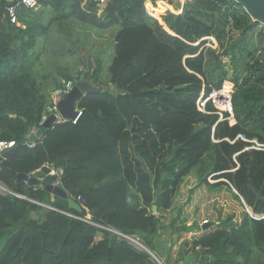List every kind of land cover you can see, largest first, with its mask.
<instances>
[{
    "label": "trees",
    "instance_id": "trees-1",
    "mask_svg": "<svg viewBox=\"0 0 264 264\" xmlns=\"http://www.w3.org/2000/svg\"><path fill=\"white\" fill-rule=\"evenodd\" d=\"M10 1L0 0V140L16 148L10 165L0 163V181L19 196L0 194V264H157L97 225L136 235L158 253L171 248L156 239L160 232L190 230L176 258L186 264H262L254 252L264 255V95L253 86L264 83V28L233 0H185L162 22L161 0L151 16L146 0H110L104 16L94 0H36V8L18 9L20 27L6 15ZM69 20L118 27L107 80L99 59L78 70ZM207 38L218 46H206ZM81 73L99 90L78 102L76 123H55L32 145L17 146L41 127L51 93ZM223 84L233 86V124L229 111L205 101ZM43 165L62 170L68 198L17 176ZM191 174L199 187L231 192L239 216L207 227L186 217L167 224L165 212Z\"/></svg>",
    "mask_w": 264,
    "mask_h": 264
},
{
    "label": "rangeland",
    "instance_id": "rangeland-1",
    "mask_svg": "<svg viewBox=\"0 0 264 264\" xmlns=\"http://www.w3.org/2000/svg\"><path fill=\"white\" fill-rule=\"evenodd\" d=\"M158 1L160 0H156L155 2H151L150 0L145 1V10L147 14H149L148 8H154L157 5ZM161 1L165 3L164 6H166V8L159 15V18H157L160 22H162L161 15H163L167 10L175 14L180 13L185 0H172L171 4L164 0ZM147 3L150 6H148ZM104 9L105 7L98 10L99 15L104 16ZM67 24L71 27L72 38L75 40L74 43H76L77 45L78 54H76V59L82 60L83 57H85L87 60V67H83V65H80L78 66V70H88V65H91L92 68L94 66V61L96 62L97 59H99L97 58V56H99L102 48L104 49V52L101 53L103 59L100 61L102 67H104V70L102 69L103 73L105 74L103 75V77L105 76L104 79L107 80V69L109 64L111 63V59L113 56L112 38L118 27L114 26L113 28L100 30L89 25L82 24L80 22H75L73 20L67 21ZM103 31L105 34L101 36L100 33H102ZM52 35L54 37V32L52 33ZM231 35L233 37H236L238 35V32L232 31ZM58 37L59 35L56 34V41H58ZM255 38L256 37H254V39ZM204 41L206 46H218L214 38H207ZM223 59L227 66H229L228 59L226 57H223ZM63 61L66 62L65 59ZM89 73H91V70L89 71ZM254 87H260L264 95V83H256L254 84L253 88ZM232 93L233 91L231 87V91H229V94L225 95L224 97L225 104L229 106V110L233 115V105L231 102ZM255 94L258 96L257 92ZM210 182H214V180L210 179ZM241 209V206L234 199L231 192L226 189H222L219 191L218 189H214L213 187H199L197 186L196 178L191 174L184 179L183 183L180 186V191L175 199L174 209L172 211L165 212V221L168 224L169 222H171V220L175 219V225L180 226L182 223L179 222V220H181L183 217H186L187 222L195 220L198 225L200 224L202 226L204 224L207 227L210 226L211 223L216 222L220 217L224 218L227 215L232 214L239 216V214L241 213ZM176 217L178 219H176ZM203 220H207V222L202 223ZM170 235V239L173 241V249L169 248L168 251L162 252L165 257L160 255L158 252L155 253L158 254L162 264H185L184 261L176 260V258L182 243L185 240H188L191 235L189 236L186 231L180 229L174 230L172 233H170ZM172 251H174V253L177 255H173ZM254 259L259 263L264 264V255H261V253H259L258 251L254 252ZM187 264L192 263L189 262Z\"/></svg>",
    "mask_w": 264,
    "mask_h": 264
},
{
    "label": "water",
    "instance_id": "water-1",
    "mask_svg": "<svg viewBox=\"0 0 264 264\" xmlns=\"http://www.w3.org/2000/svg\"><path fill=\"white\" fill-rule=\"evenodd\" d=\"M235 1L254 21V24H264V0H233ZM83 67H87V60L85 57L82 59ZM114 88L113 85L110 87ZM99 88L92 84L90 80L84 79V74L81 73L75 81L70 91L61 99L57 101L58 112L65 121H70L76 118L78 114L77 105L78 102L85 96L89 91H97ZM55 122V115L51 114L42 123L41 127L29 133L23 140L17 143V146L21 144H29L31 142L38 141L41 135L48 129L53 127ZM16 147H12L4 151L0 155V163L10 165L9 157L15 151ZM51 165H43L39 169L35 170L30 174L18 173V178L25 181L31 189L40 188L48 191L49 193L62 197L68 198L67 192L59 185L53 184L54 175L50 173ZM69 205L76 209L80 206L72 199H68ZM152 212H156V206H152ZM202 227H206L203 224Z\"/></svg>",
    "mask_w": 264,
    "mask_h": 264
},
{
    "label": "built area",
    "instance_id": "built-area-1",
    "mask_svg": "<svg viewBox=\"0 0 264 264\" xmlns=\"http://www.w3.org/2000/svg\"><path fill=\"white\" fill-rule=\"evenodd\" d=\"M97 3L98 6V10L102 9L103 7H105L107 5V3L110 0H94ZM37 6V1L36 0H11L9 2V4L5 7L6 10V15L8 16V18L10 19V21L12 22H17V11L19 8L24 7V8H36ZM258 26H261L264 28V24H260ZM75 81L74 80H66L63 82V84L58 87L57 89H55L52 93H51V100H50V104L46 107V114L43 116L42 122L51 114L55 115V122H61V121H65L61 115L58 112V108H57V101L61 98H63L69 91L70 89L73 87ZM229 91H224V87H222L220 90L217 91H213L211 93V95L205 100H211L212 103L218 108V109H226L227 111H229V113L231 114L230 110H229V106L227 104H225V95L229 94ZM203 101V103L205 102ZM202 103V105H203ZM228 106V107H226ZM78 110V114L76 116V118L70 120L72 123H76V121L78 120L79 116L81 115L82 111L77 107L76 108ZM33 142L29 143L30 145H32ZM257 146L255 148H259L262 145L256 143ZM16 146V142L14 140H0V155L12 148ZM50 173H52L54 175V181L53 184L55 185H59V180H60V175L62 173V170H58L54 167H51V171ZM0 194L1 195H7V194H14L12 193V191H10L1 181H0ZM16 196H19L17 194H14ZM76 201L79 202V204L82 206L85 204V201L80 197L77 196L76 197ZM75 218L84 220L90 224L93 225H97L96 223H94L93 221L89 220L88 218H82L79 216H74ZM207 222V220H203L202 223ZM99 227L105 228L111 232H113L114 234H116L120 239L124 240L127 244H129L131 247H133L136 250L139 251H145L147 252L150 257L157 263V264H162V262L160 261V258L158 256V254H156L155 252L153 253L151 250H149L141 241L140 239L136 236V235H130V234H125L122 233L116 229L113 228H109V227H104V226H100L97 225ZM197 249L199 250V247H197Z\"/></svg>",
    "mask_w": 264,
    "mask_h": 264
},
{
    "label": "crops",
    "instance_id": "crops-1",
    "mask_svg": "<svg viewBox=\"0 0 264 264\" xmlns=\"http://www.w3.org/2000/svg\"><path fill=\"white\" fill-rule=\"evenodd\" d=\"M98 14H99V11H98ZM16 25L17 26H20V27H23V25H21L18 21L16 22ZM105 33H104V31L102 32V33H100V35L101 36H103ZM112 43H113V38H112ZM104 52V49H102L101 48V51H100V54H99V56H97V58H99V60H102L103 59V57H102V55H101V53H103ZM112 58H113V56H112ZM98 60V59H97ZM112 60V59H111ZM96 65V62L94 61V66ZM109 67V66H108ZM103 70H104V67H103ZM107 71H108V69H107ZM103 75H105L104 73H103V71H102V73H101V78H105V76L103 77ZM225 83V82H224ZM222 87H224V84H223V86ZM231 87H233L232 86V84H231ZM230 90H231V88H230ZM228 121L231 123V124H233L234 122H235V119H234V117H233V115L232 114H230V116L228 117ZM252 142L254 143V147H256L257 146V142H256V140H252ZM256 145V146H255ZM51 194V193H50ZM51 196H54L53 194H51ZM67 196H68V194H67ZM40 205H43V206H45V207H49L47 204H44V203H40ZM154 214H158L157 212H155ZM164 214V213H163ZM31 217H35L36 215H35V213L34 212H30V214H29ZM186 233H188L189 234V236L192 234V231H186ZM101 238V234L99 233V234H97L96 235V237H95V241H97V240H99ZM187 238H189V237H187ZM156 239H158L159 240V243H161V241H163V242H165V244L166 245H168V246H170L172 249H173V244H172V240L170 239V237L169 236H167V235H165L164 234V232L162 231V232H160L159 234H158V236H157V238ZM175 244V243H174ZM158 251H159V254L160 255H162V256H164L165 257V255L163 254V253H161V251H163L162 250V248H160V249H158ZM172 254L174 255L175 253H174V251H172ZM167 255V254H166ZM177 254H175V256H176ZM166 260V259H165ZM167 261V260H166ZM186 264V263H185Z\"/></svg>",
    "mask_w": 264,
    "mask_h": 264
}]
</instances>
